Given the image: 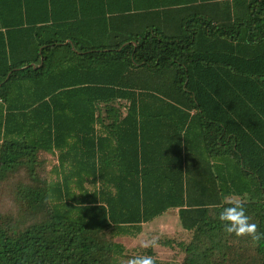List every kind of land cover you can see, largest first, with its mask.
Masks as SVG:
<instances>
[{
  "label": "trees",
  "instance_id": "16d2710c",
  "mask_svg": "<svg viewBox=\"0 0 264 264\" xmlns=\"http://www.w3.org/2000/svg\"><path fill=\"white\" fill-rule=\"evenodd\" d=\"M139 1L0 0V264H116L170 208L179 264H264L218 220L264 232V0Z\"/></svg>",
  "mask_w": 264,
  "mask_h": 264
},
{
  "label": "rangeland",
  "instance_id": "374dc122",
  "mask_svg": "<svg viewBox=\"0 0 264 264\" xmlns=\"http://www.w3.org/2000/svg\"><path fill=\"white\" fill-rule=\"evenodd\" d=\"M43 157L45 159V164L41 175L48 179H54L55 174L52 171V166L56 164V159L52 155L45 157L44 154ZM14 209L15 206L13 202L2 194L0 196V211L12 212ZM153 237L158 238V246L147 249L140 246L141 240ZM191 238L192 233L181 227L177 213H175L174 210H168L151 221L142 224L141 232L136 236H117L114 238L116 242L124 246V252L122 255L117 256L116 264H126L127 258L137 254L151 255L154 259L164 264H179L184 259L185 252L176 243L180 241L188 243L191 241ZM166 239H171L173 241L172 246H167L162 243V241ZM236 242H238V239L231 243L235 244ZM240 243L245 249L242 262L247 263V261H252L254 257L252 243L250 240H247V238ZM149 251L151 252L149 253ZM227 264L232 263L228 262Z\"/></svg>",
  "mask_w": 264,
  "mask_h": 264
},
{
  "label": "clouds",
  "instance_id": "9594fccd",
  "mask_svg": "<svg viewBox=\"0 0 264 264\" xmlns=\"http://www.w3.org/2000/svg\"><path fill=\"white\" fill-rule=\"evenodd\" d=\"M247 201L236 194L225 198V205L218 214V220L223 224V231L230 237H248L253 244L264 242V232L258 231L256 223L250 222L246 215ZM142 248H154L158 246V238H145L141 240ZM126 264H156V260L151 255L137 254L132 255L126 260Z\"/></svg>",
  "mask_w": 264,
  "mask_h": 264
},
{
  "label": "crops",
  "instance_id": "0c3cea01",
  "mask_svg": "<svg viewBox=\"0 0 264 264\" xmlns=\"http://www.w3.org/2000/svg\"><path fill=\"white\" fill-rule=\"evenodd\" d=\"M169 1V0H167ZM254 0H205V2H208L209 5H211V9L212 10H220L223 8V10L225 11H230L231 16H229L227 21H231L234 19V17L239 16L240 17H244L248 15L247 12V5L249 2H252ZM149 2H151V0H141L138 3V7L137 8H141L142 6H144L145 4H148ZM225 2V4H224ZM262 8H264V4L263 6H260ZM264 24V21L263 23ZM264 29V28H263ZM264 32V30H263ZM264 34V33H262ZM264 40V38H262ZM168 210H174L175 213H177L178 216V209L177 208H170ZM168 210H166L165 212H167ZM144 224V223H143Z\"/></svg>",
  "mask_w": 264,
  "mask_h": 264
}]
</instances>
